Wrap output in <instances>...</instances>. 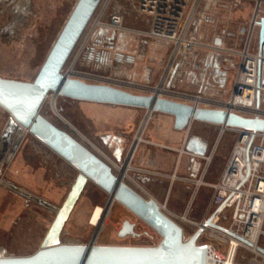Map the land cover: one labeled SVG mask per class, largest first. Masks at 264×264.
<instances>
[{
  "label": "rangeland",
  "instance_id": "374dc122",
  "mask_svg": "<svg viewBox=\"0 0 264 264\" xmlns=\"http://www.w3.org/2000/svg\"><path fill=\"white\" fill-rule=\"evenodd\" d=\"M76 1L0 0V76L25 82L33 81ZM130 3L131 0H111L104 20L111 23L110 15L113 11H119L123 16L122 25L125 28L130 30L147 28V19L140 18ZM235 3V0H218L214 5L215 27L209 31L208 40L210 42L212 34H224L227 38L231 36L233 42L225 48L240 51L243 48V32L254 2L241 0L238 5H234ZM98 8L99 5L63 66V72L67 73L72 68L77 73L85 76L86 74L93 75L95 78L128 79L125 77L127 70L115 75L112 68L103 66L105 60L101 61L100 58L101 56H104V59L112 57L111 36L117 37V31L112 28L97 27L87 38ZM209 22L207 19L204 25H208ZM144 54L146 62L159 60V51H156L154 55H148L147 50ZM221 54L222 52H217L215 55ZM229 57L233 63L239 61L236 53ZM108 62L110 63V61ZM160 73H163L162 68ZM233 76L231 74L229 77L227 88L233 83ZM160 80L159 78L157 83L149 86L157 88L160 85ZM83 81L93 84L100 83L86 79ZM176 87L179 89L177 84ZM123 90L134 94L150 95L140 90L129 88H123ZM52 95L54 93H48L39 113L108 162L115 173L120 170V167L127 164L129 166L127 168L128 177H124L123 180L144 198H150L149 185L133 180L131 177L133 171L131 170L148 171L155 168L153 171L166 174L165 172L170 169L168 166L169 157H163L159 159L158 163H152V165L151 163L144 164V166L139 165L138 152L133 153L138 142L136 139L132 155L130 154L126 162L123 163L124 153H121L122 157L114 165L109 159L114 157L112 150L107 147L110 142L107 139L108 135H121L129 138L130 135L138 132L141 136L143 131L145 133V129L155 121L154 119L161 118V116L152 113L147 120V112L144 109L83 102L58 95L52 101ZM7 118L8 113L0 107V130ZM190 133L208 136L211 142H214L218 135L222 134L210 162V167H212L218 159L223 161L221 175L225 163L230 157L237 133L231 130L221 132L219 125L201 124L197 121L190 125ZM125 156L127 157V155ZM187 158V155L182 157L183 165ZM3 171V179L6 182L15 184L57 207L64 201L78 173L75 168L27 131L20 134L18 146L10 160L5 163ZM199 182L201 183L199 186L190 185V188L187 189L181 181L176 180L171 185V190L167 191L168 195L170 194L168 201L166 199L162 204L165 208L164 213L168 216L170 214L171 218L183 228L185 237L190 236L195 230L194 223L209 214L211 210L209 203L213 194L211 185L214 183ZM136 183L141 187L138 188ZM154 183L153 190L155 191L163 190L165 187V182ZM107 199L108 194L88 181L63 227L60 240L64 243H88L92 238L95 244L115 243L135 246H155L159 243L161 236L117 201L111 204L106 222L96 233V222ZM54 217V211L33 200L26 199L0 184V248L6 251V255L21 256L35 252L40 247ZM125 220L135 224L134 230L139 234L138 236L118 237V230ZM221 220L225 224L230 222ZM262 230L264 232V219ZM198 242L212 243L218 250L225 253L226 245L208 233H202ZM259 247L264 249V234L260 236ZM235 261L241 264H264L263 258L245 248L237 250Z\"/></svg>",
  "mask_w": 264,
  "mask_h": 264
},
{
  "label": "water",
  "instance_id": "95a60500",
  "mask_svg": "<svg viewBox=\"0 0 264 264\" xmlns=\"http://www.w3.org/2000/svg\"><path fill=\"white\" fill-rule=\"evenodd\" d=\"M100 2L101 0L76 1L33 81L0 76V107L8 113L0 130V184L55 213L35 252L0 258V264H206L205 245H196L202 228L183 241L181 226L161 211L153 198L141 196L123 180L121 169L115 173L108 162L41 115V105L51 92L77 101L139 108L150 113L173 116L176 130H188L193 121H201L264 131V120L226 113L221 109L194 108L159 96L134 94L111 85L87 83L65 75L63 66ZM261 25L259 39L264 42V17ZM215 42L219 44L220 41L216 39ZM23 131L29 132L78 172L59 207L3 179L4 165L15 152ZM196 141L189 140L186 148L203 155L205 145L194 147ZM135 143L136 139L129 148L125 162ZM88 181L108 194L104 208L117 201L158 233L161 236L159 243L155 246L102 245L95 244L92 238L88 243L62 242L60 235L63 227ZM209 222L207 220L205 224ZM134 228V223L123 221L118 237L138 236ZM258 249L264 252V249Z\"/></svg>",
  "mask_w": 264,
  "mask_h": 264
},
{
  "label": "built area",
  "instance_id": "2783aa9c",
  "mask_svg": "<svg viewBox=\"0 0 264 264\" xmlns=\"http://www.w3.org/2000/svg\"><path fill=\"white\" fill-rule=\"evenodd\" d=\"M217 1L131 0L130 4L134 12L140 18L147 19V28L133 29V32L171 45L169 59L160 80L163 91L157 96L185 103L194 108L221 109L226 113L264 120V42H260L259 39L262 27L261 19L264 17V0H251L254 5L243 32V48L240 51H235L239 61L227 98L179 90L176 89L175 82L169 79L170 73L175 70V67L182 66L188 57L195 55L199 49L209 46L202 41L201 30L206 20L213 15L214 5ZM235 1L234 5L241 2V0ZM110 2L111 0H101L87 38L97 27L112 28L115 31H129L122 25L123 16L119 11H113L110 15L111 23L104 20ZM63 73L67 75L66 71ZM67 76L82 81L83 79L92 80L120 89L140 90L150 95L154 94L153 90L155 89L148 84L131 79L95 78L93 75L86 74L85 76L76 71ZM219 126L221 132L234 131L237 133V138L218 181L211 185L213 194L209 203L211 209L209 214L194 223L196 226L194 231L202 228L196 243L205 245L206 264H224L227 260L232 264H241L235 261V254L239 248L248 249L256 256L264 259V252L258 249L260 236L264 234L262 230L264 219V131H253L226 125ZM259 155L261 158L255 160ZM137 185L138 188L141 187L139 184ZM255 199L262 201L263 208L256 213L255 220L252 221L249 209ZM159 207L161 211H165L163 205H159ZM169 217L171 218L170 214ZM260 217V225L257 226L258 228L256 227L257 233L253 237L251 232L259 223ZM221 219L230 222L225 224ZM207 220L210 221L209 224H205ZM202 233H208L211 237L218 239L220 243L225 244V253L218 250L212 243L198 242ZM190 236L185 237L182 228L183 241L189 239ZM232 239L237 242L236 245L233 244Z\"/></svg>",
  "mask_w": 264,
  "mask_h": 264
},
{
  "label": "crops",
  "instance_id": "0c3cea01",
  "mask_svg": "<svg viewBox=\"0 0 264 264\" xmlns=\"http://www.w3.org/2000/svg\"><path fill=\"white\" fill-rule=\"evenodd\" d=\"M208 21L210 22L208 25L206 24L207 26H203L201 34L202 41L209 46L199 49L195 55L188 57L182 66L175 67V70L170 73L169 79L173 80L175 85L177 84L181 90L211 94L225 99L229 96L232 85L231 83L227 88V81L231 74H235L238 62L233 63L229 57L233 53L235 54V50L225 48V46H229L233 42L231 36L227 38L224 34H212V39L209 42L208 33L215 27L214 13ZM111 38V44L113 46L112 57L110 59H104V56L100 57L101 61L105 60V63L103 62L105 68H112L115 75L124 73L123 71L127 70L125 71L126 78L148 85L155 84L159 78L161 79L170 55H167V53L171 52V45L169 43L132 31H117V37L113 38L111 36ZM216 39H219V44L215 42ZM214 45L215 47H213ZM147 50L148 55H154L156 51H159V60L157 59L156 62L151 60V62H146L143 56ZM214 52H222V54L217 56ZM161 68L163 73H160ZM217 70L220 75L214 72ZM223 72L225 73L224 75ZM155 114L156 116L160 115L161 118L154 119L155 121L145 129V133L143 131L140 139L137 140L138 142L134 152H132L134 154L138 152L139 165L141 166L148 163L152 165V163H158L160 161L159 159L163 157H169L168 166H170V169L165 172L166 174L153 171L155 168H151L148 171L132 169L131 171L133 173L131 177L133 180L140 184L149 185L151 189L150 197L161 205L166 199L168 201L170 194L168 195L167 191L169 189L171 190V185L176 180L181 181L187 189L190 188V185L199 186L198 181H205L207 183L217 181L223 167V161L218 159L212 167H210V162L222 134L218 135V138L214 142H211L208 136L196 133L191 134L190 127L188 130L174 129L173 116L163 113ZM197 122L210 124L201 121ZM138 135L139 132L130 135L129 138L121 135H108L107 140H110V142L107 147L112 150L114 157L109 158L112 164L115 165L120 157H122L121 153H124V161H122L123 163L125 162V155H127L133 140L137 139L135 137ZM191 139L197 140L193 144L194 147L200 144L205 145L203 155L186 148L188 141ZM184 155H187L188 158L183 165L181 159ZM157 181L160 183L165 182L163 190H153L155 186L154 182ZM100 244L120 245L115 243Z\"/></svg>",
  "mask_w": 264,
  "mask_h": 264
},
{
  "label": "bare ground",
  "instance_id": "6f19581e",
  "mask_svg": "<svg viewBox=\"0 0 264 264\" xmlns=\"http://www.w3.org/2000/svg\"><path fill=\"white\" fill-rule=\"evenodd\" d=\"M127 29V28H126ZM129 31H133V30H130L129 29ZM72 73H74V71H73V69L72 68H70L69 69V71L66 73L67 75H71ZM157 89V90H156ZM154 96H157V95H159L163 90H162V86L161 85H159V86H157V88H155L154 90ZM52 101L54 100V99H56L57 98V94L56 93H54V95H52ZM150 112H147V115H146V119L148 120V118H149V115H151V114H149ZM140 134L137 136V140H139L140 139ZM133 151V150H132ZM132 151H131V155H132ZM250 156V155H249ZM261 158V155H259L258 157H256L255 158V160H259ZM129 166L127 165V164H125V166L123 167V168H121L120 167V169H121V175H122V177H124V176H128L127 175V168H128ZM201 183H198V185H200ZM113 203V202H112ZM111 203V204H112ZM111 204H108L107 205V207L106 208H103L102 207V212H101V214H100V216H99V218H98V220H97V222H96V226H95V228H96V233L97 232H99V230H101V228H102V225L106 222V216H107V214L109 213V210H110V206H111ZM261 208H263V203H262V201H259V200H256L255 199V201L253 202V204L251 205V208L249 209V211H250V219L253 221V220H255V215H257L256 213H258L259 212V210L261 209ZM73 211V210H72ZM253 215H254V218H253ZM183 219V218H182ZM185 219H186V217H185ZM185 219H184V221H185ZM260 221H261V217L259 218V223L258 224H256V226H255V228H253V230H252V232H251V236H255V234L257 233V228L259 227V225H260ZM189 222V221H188ZM89 224H90V220H89ZM258 226V227H257ZM257 227V228H256ZM94 241V240H93ZM232 242H233V244L234 245H236L237 244V242L235 241V240H233L232 239ZM196 245H199L198 243H196ZM5 253V250H3L2 248L0 249V257H4V256H12V255H6V254H4ZM224 264H232L229 260H227Z\"/></svg>",
  "mask_w": 264,
  "mask_h": 264
},
{
  "label": "flooded vegetation",
  "instance_id": "af4514ba",
  "mask_svg": "<svg viewBox=\"0 0 264 264\" xmlns=\"http://www.w3.org/2000/svg\"><path fill=\"white\" fill-rule=\"evenodd\" d=\"M216 74H219V71L217 70V71H214ZM220 75V74H219ZM221 75H222V73H221Z\"/></svg>",
  "mask_w": 264,
  "mask_h": 264
}]
</instances>
